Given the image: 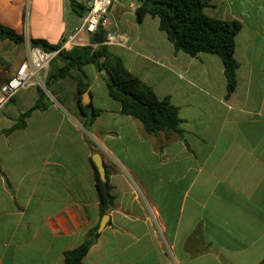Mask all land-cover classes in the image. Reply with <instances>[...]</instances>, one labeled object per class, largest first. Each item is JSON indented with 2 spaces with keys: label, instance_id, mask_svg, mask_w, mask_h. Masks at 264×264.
Here are the masks:
<instances>
[{
  "label": "crops",
  "instance_id": "1",
  "mask_svg": "<svg viewBox=\"0 0 264 264\" xmlns=\"http://www.w3.org/2000/svg\"><path fill=\"white\" fill-rule=\"evenodd\" d=\"M76 1L83 12L70 0H0V24L24 37L0 40V87L28 59L31 40L62 45L81 25L92 0ZM140 5L114 3L107 45L178 109L181 133L148 134L94 65L84 67L87 105L71 77L56 83L46 109L0 135V264H64L95 227L81 264L264 260V0H214L205 10L241 24L230 95L222 59L176 51L158 18L137 20ZM90 38L82 34L79 46ZM48 71L0 107V132L36 104ZM96 156L115 196L101 232Z\"/></svg>",
  "mask_w": 264,
  "mask_h": 264
},
{
  "label": "trees",
  "instance_id": "2",
  "mask_svg": "<svg viewBox=\"0 0 264 264\" xmlns=\"http://www.w3.org/2000/svg\"><path fill=\"white\" fill-rule=\"evenodd\" d=\"M75 10H85L76 0H70ZM141 5L137 8V20L142 21L147 15L158 18L159 28L165 32L169 41L178 52H184L192 57L199 53H212L218 55L225 67L228 95L236 87V71L238 63L235 59V36L241 28L237 21H226L210 17L205 10L212 5L214 0H139ZM108 30L99 28L90 38L87 46H76L70 50H61L53 61V71L48 73L45 88L52 94L53 86L59 81L71 77L77 86L79 94L89 88L88 77L84 71L86 65H94L99 73L108 71L107 76H102L107 82L111 98L118 101L122 113L139 120L145 131L150 135L161 132L181 133L178 109L169 99H160L154 90L145 84L139 77L128 71L124 62L114 56L105 43ZM9 39L15 43H22L24 37L14 30L0 24V40ZM31 46L41 47L48 51H57L61 45H51L42 39L31 40ZM49 104L46 91L39 89V98L36 104L26 111L11 129L0 132L8 134L13 130L23 128L26 119L37 110H44ZM93 117L85 122L90 127L95 120ZM96 188L100 199L101 215L109 212L114 207L115 196L113 186L109 179L103 182L99 172L95 169ZM99 237L98 227L91 229L85 242L75 250L65 253L64 264H81L93 244ZM264 264V260L260 263Z\"/></svg>",
  "mask_w": 264,
  "mask_h": 264
},
{
  "label": "built area",
  "instance_id": "3",
  "mask_svg": "<svg viewBox=\"0 0 264 264\" xmlns=\"http://www.w3.org/2000/svg\"><path fill=\"white\" fill-rule=\"evenodd\" d=\"M117 0H92L82 23L67 37L57 51H48L41 47L29 48L28 59L21 64L16 73L0 87V107L8 104L18 92L30 87L35 79L41 81L40 73L47 72L61 50H70L84 44L80 36H92L99 28L106 30L110 27V12ZM113 38L108 34L106 44H111Z\"/></svg>",
  "mask_w": 264,
  "mask_h": 264
},
{
  "label": "water",
  "instance_id": "4",
  "mask_svg": "<svg viewBox=\"0 0 264 264\" xmlns=\"http://www.w3.org/2000/svg\"><path fill=\"white\" fill-rule=\"evenodd\" d=\"M101 74L104 75V76H107L108 75V71L107 70H103V71H101ZM90 97H91V94H90L89 91H86V92L83 93V104L84 105H87L89 103ZM94 162H95L96 168H97V170L99 172L100 179L103 182H106L107 181V176H106L105 168L102 165V163H101V161H100L98 156H96L94 158ZM108 219H109L108 215H105L103 217V220H102L100 228H99V232H101L102 229L105 227V225L108 222Z\"/></svg>",
  "mask_w": 264,
  "mask_h": 264
},
{
  "label": "rangeland",
  "instance_id": "5",
  "mask_svg": "<svg viewBox=\"0 0 264 264\" xmlns=\"http://www.w3.org/2000/svg\"><path fill=\"white\" fill-rule=\"evenodd\" d=\"M53 66H55V65H53V63H52L51 66H50V68H49L48 73H50L51 71H53V69H54ZM87 67H89V66H87ZM86 70L88 71L89 68H87ZM43 87H44L43 89L46 91L48 97L54 98V95L50 91L46 90L45 85H43Z\"/></svg>",
  "mask_w": 264,
  "mask_h": 264
}]
</instances>
